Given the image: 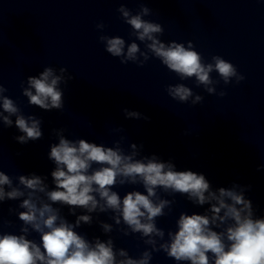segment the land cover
<instances>
[{
  "label": "clouds",
  "instance_id": "obj_1",
  "mask_svg": "<svg viewBox=\"0 0 264 264\" xmlns=\"http://www.w3.org/2000/svg\"><path fill=\"white\" fill-rule=\"evenodd\" d=\"M117 11L135 39L127 43L120 36L105 34L98 39L121 64L131 62L143 67L155 58L180 81L194 78L196 87L202 86L208 94L220 97L227 95L223 90L217 93L221 81L228 85L245 79L234 64L220 55L206 62L191 41L187 46L162 41L164 28L144 19L153 13L143 3L135 14L123 4ZM105 27L103 22L96 25L101 33ZM67 72L65 67H44L21 83L22 95L31 106L62 112L65 103L61 85L74 79ZM213 72L219 79L213 78ZM7 91L0 83V125L15 126L21 134L13 139L19 144L42 139V119L25 115L5 95ZM166 91L180 103L196 105L204 99L184 83L167 85ZM122 111L125 119L150 120L138 111ZM112 131L122 133L125 129L119 126ZM65 132L64 127L52 129L58 142L50 144L47 154L54 164L51 185L48 176L35 172L14 178L0 170V207L6 201H19L17 207L8 208V213L22 222L19 234L5 232L3 228L11 227L12 221L0 215V264H150L153 253L159 252L177 264H264V216H256L251 199L245 195L251 185L233 183L214 189L202 173L179 171L172 159L143 155V143L131 142L126 150L124 135L107 146L84 138L69 139ZM261 168L264 165L257 170ZM137 185L143 191L133 188L121 196L114 190ZM161 193L186 196L194 206L208 207L203 214L180 212L176 230L166 232L157 220L171 213L176 201L163 198ZM65 207L68 215L75 217L74 222L62 213ZM100 214H108L112 223L101 220ZM94 220L107 239L94 236L90 240L87 234L77 231L83 225L91 226ZM113 231L123 236L138 234L145 249L131 256L127 249L116 247ZM32 233L39 234V241L29 238Z\"/></svg>",
  "mask_w": 264,
  "mask_h": 264
}]
</instances>
